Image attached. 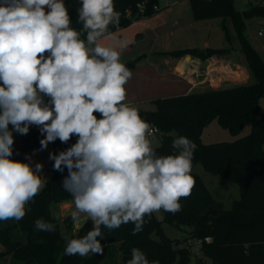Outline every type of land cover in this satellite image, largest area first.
<instances>
[{
  "label": "clouds",
  "instance_id": "9594fccd",
  "mask_svg": "<svg viewBox=\"0 0 264 264\" xmlns=\"http://www.w3.org/2000/svg\"><path fill=\"white\" fill-rule=\"evenodd\" d=\"M77 11L79 29L64 0H0V221L23 219L46 184L42 163L11 159L13 131L26 135L37 126L41 150L76 136L49 160L55 171L67 168L62 187L74 203L73 223L79 226L82 214L92 223L83 236L64 237V254L86 257L104 252L101 226L131 222L136 235L154 212L182 210L181 198L195 187L197 145L172 133L176 154H157L148 138L157 130L127 102L133 73L121 52L130 41L109 30L120 21L114 0H80ZM109 39L114 43H102ZM35 229L51 233L55 226L37 219ZM131 253L127 264H159L138 248Z\"/></svg>",
  "mask_w": 264,
  "mask_h": 264
},
{
  "label": "trees",
  "instance_id": "16d2710c",
  "mask_svg": "<svg viewBox=\"0 0 264 264\" xmlns=\"http://www.w3.org/2000/svg\"><path fill=\"white\" fill-rule=\"evenodd\" d=\"M71 19V26L79 29L77 23L80 0H64ZM196 20L222 17L223 27L231 18L238 33L242 50L246 55L253 81L235 84L226 88H208L188 94L173 95L154 99V110L135 105L142 119L158 128L161 144L154 147L158 155L176 154L171 147L173 135H182L195 142L191 175L195 187L187 198H181L182 210L176 214L163 211L164 218L155 213L145 217L143 231L132 235L134 224L129 222L114 230L101 226L104 234L101 243L103 254L66 256L65 241L61 232V222L71 218L56 217L53 205L71 199L64 191L62 180L68 175L53 169V161L45 174V187L28 205L29 211L20 221H0V264H127L132 258L131 250L138 248L149 261L158 260L159 264H191L195 257L186 245L188 238H201L198 264L209 259L214 264H264V111L259 115L260 102L264 98V52L260 53L251 43L248 34V20L264 17V2H249L247 8L239 10L235 0H189ZM115 10L120 12L118 25L110 26V32L126 27L141 18L156 14L161 8L159 0H114ZM227 49L211 48L198 50L185 48L165 52L176 57L187 54L206 59L213 55H224ZM136 61L131 62L134 65ZM99 118V114L96 113ZM231 134H239L247 123L250 132L232 141L205 143L202 133L213 120ZM37 126H31L28 134L21 135V144L13 145L11 159L28 163L26 154L41 149L43 136ZM11 129L12 126L9 125ZM76 136H72L75 144ZM53 143L54 153L67 149L69 141ZM201 163L213 175L235 183L240 191L239 198L230 207L217 200L207 187L203 178L194 171ZM209 208L218 214L203 215ZM43 219L55 226L54 232L37 231L35 221ZM168 222L186 232L185 238H172L163 230ZM92 223L87 220L77 233L69 238L81 237L91 230ZM157 236V238L154 236ZM210 240L206 241L205 238ZM99 239V238H98ZM43 241V243H37Z\"/></svg>",
  "mask_w": 264,
  "mask_h": 264
},
{
  "label": "crops",
  "instance_id": "0c3cea01",
  "mask_svg": "<svg viewBox=\"0 0 264 264\" xmlns=\"http://www.w3.org/2000/svg\"><path fill=\"white\" fill-rule=\"evenodd\" d=\"M195 21L189 0H167L165 8L160 9L153 16L138 19L129 26L112 31L115 39L126 38L130 41L128 47L121 52V61L133 73L125 86L128 103L149 109L147 107L152 106V101L157 98L251 82L252 77L248 68L232 58L228 52L206 59L192 54L182 57L165 54V52L192 48L187 46L172 49L170 45H174L173 41H177L181 36L185 37L178 41H186V35L189 40L190 29ZM102 43L113 44L114 41L109 39ZM205 45L206 48L210 47L209 43ZM191 59L194 62H191ZM133 61L136 62L131 65ZM14 139L16 144L22 142V137L15 136ZM50 153H54L52 142L45 150L29 151L26 154L27 161L33 167L36 163H42V175L45 176L52 163L49 160ZM225 206L227 207L226 204ZM73 210L72 198L53 205L54 215L61 220L71 218L70 213ZM87 220L82 214L79 226L72 221L70 233L80 229ZM186 236L184 231V236L181 238Z\"/></svg>",
  "mask_w": 264,
  "mask_h": 264
},
{
  "label": "rangeland",
  "instance_id": "374dc122",
  "mask_svg": "<svg viewBox=\"0 0 264 264\" xmlns=\"http://www.w3.org/2000/svg\"><path fill=\"white\" fill-rule=\"evenodd\" d=\"M264 0H235V6L239 10H243L248 7L249 2H257ZM167 4V0H159V6L161 9L165 8ZM264 17H255L248 20V27H247V34L248 37L253 44L254 47L260 53L264 52V34L260 35L258 33L259 29L261 28V20ZM190 39L186 35V41H178L183 40L184 37L177 38V41H173L174 45H170L172 49L175 48H184L190 46L192 48H196L198 50H205L206 43H209L211 48H223L227 49L228 53L232 58L242 64L244 67L248 68V61L246 55L242 50V45L238 36V33L234 27V24L231 18L226 20V29L223 27V18L222 17H214V18H207L203 20H196L192 23L190 29ZM182 46V47H181ZM250 71V70H249ZM251 73V72H250ZM251 81H253V75L251 74ZM47 100V98H45ZM151 110H154L156 106L153 104L152 106L147 107ZM264 111V98L260 102L259 107V115L262 114ZM146 122L147 120L144 119ZM251 130V123H247L243 130L237 134L233 135L231 132L224 128L218 120H213L209 125H207L202 133V140L205 143H214L220 141H232L238 138H241L247 135ZM22 137L20 134L13 131V137ZM152 142V147H157L161 144L160 133H154L150 137H148ZM15 140V139H14ZM15 142V141H14ZM21 144V143H19ZM194 171L200 174L203 178L204 182L206 183L207 187L210 189L211 193L217 200H223L226 202L225 204L227 207L231 206V203L234 199L238 198L240 195V191L238 186L235 183H230L224 180L223 177L218 175H213L207 170H205L204 166L201 163H198ZM155 215L159 219L164 218L163 211L160 210L158 212H154ZM63 223V224H62ZM163 230L164 232L172 237V238H181L184 236V231L168 222L163 223ZM61 232L63 235L70 237V224L68 222H61ZM77 233V231L73 232ZM76 238L77 235H75ZM157 238V236L154 234ZM2 247L0 245V251ZM200 256V255H199ZM198 257H194L191 261V264H198ZM7 264H10L7 262ZM201 264H214L211 260L206 259Z\"/></svg>",
  "mask_w": 264,
  "mask_h": 264
},
{
  "label": "built area",
  "instance_id": "2783aa9c",
  "mask_svg": "<svg viewBox=\"0 0 264 264\" xmlns=\"http://www.w3.org/2000/svg\"><path fill=\"white\" fill-rule=\"evenodd\" d=\"M258 33L260 34V35H262V34H264V18L261 20V28L259 29V31H258ZM153 127V129H156L157 131H153L150 135H149V137L151 136V135H153L154 133H158V128L157 127H154V126H152ZM37 129H39L38 127H36ZM205 240L206 241H209L210 240V238L209 237H207V238H205ZM202 239L201 238H198V239H195V238H188V240L186 241V245L187 246H189L190 248H191V251H192V253H193V255L195 256V257H199V255H200V244L202 243Z\"/></svg>",
  "mask_w": 264,
  "mask_h": 264
},
{
  "label": "water",
  "instance_id": "95a60500",
  "mask_svg": "<svg viewBox=\"0 0 264 264\" xmlns=\"http://www.w3.org/2000/svg\"><path fill=\"white\" fill-rule=\"evenodd\" d=\"M187 56H189V55H187ZM197 62L200 63V64H202V62L199 61V60H197ZM72 145H73V142H72V137H71V139L69 140V144H68V147L67 148L71 147ZM218 212L219 211L216 210V209L209 208L208 211L203 215V217H207L210 214L216 215V214H218Z\"/></svg>",
  "mask_w": 264,
  "mask_h": 264
},
{
  "label": "bare ground",
  "instance_id": "6f19581e",
  "mask_svg": "<svg viewBox=\"0 0 264 264\" xmlns=\"http://www.w3.org/2000/svg\"><path fill=\"white\" fill-rule=\"evenodd\" d=\"M191 62H194L193 59H191Z\"/></svg>",
  "mask_w": 264,
  "mask_h": 264
}]
</instances>
